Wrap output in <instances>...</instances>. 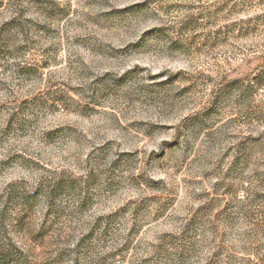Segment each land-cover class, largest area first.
I'll use <instances>...</instances> for the list:
<instances>
[{"label": "rangeland", "instance_id": "rangeland-1", "mask_svg": "<svg viewBox=\"0 0 264 264\" xmlns=\"http://www.w3.org/2000/svg\"><path fill=\"white\" fill-rule=\"evenodd\" d=\"M0 264H264V0H0Z\"/></svg>", "mask_w": 264, "mask_h": 264}]
</instances>
